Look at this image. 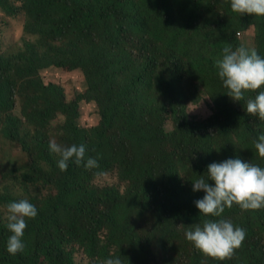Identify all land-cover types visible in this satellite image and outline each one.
<instances>
[{
    "label": "trees",
    "instance_id": "trees-1",
    "mask_svg": "<svg viewBox=\"0 0 264 264\" xmlns=\"http://www.w3.org/2000/svg\"><path fill=\"white\" fill-rule=\"evenodd\" d=\"M10 22L26 52L7 54L0 37V264H264V209L205 217L194 203L204 192L192 190L213 162L264 167L254 147L264 120L245 110L257 93L233 101L215 66L226 46L264 58V17L234 13L230 0H0V31ZM50 69L82 74L76 102L42 80ZM80 102L97 108L95 127L78 128ZM201 102L204 118L190 112ZM52 140L86 145L99 167L70 160L61 171ZM20 199L38 214L10 255L5 205ZM206 219L245 229L231 259L185 238Z\"/></svg>",
    "mask_w": 264,
    "mask_h": 264
},
{
    "label": "clouds",
    "instance_id": "clouds-1",
    "mask_svg": "<svg viewBox=\"0 0 264 264\" xmlns=\"http://www.w3.org/2000/svg\"><path fill=\"white\" fill-rule=\"evenodd\" d=\"M230 8L240 15L264 17V0H230ZM215 66L223 87L227 89L226 95L233 101L244 100L245 92L257 93L254 98L247 99L245 110L248 115L264 120V90H260L264 86V58L254 49L239 47L233 50L231 46H226L222 58L215 61ZM62 96L65 105H71L77 99L75 96L73 101H67L64 93ZM254 147L258 157L264 159V132L257 137ZM49 150L59 156L57 166L61 171L67 170L70 160L86 170L99 167L96 159H86L84 144L64 146L52 140ZM192 185L193 192H204L203 198L194 203L199 214L205 217H220L225 208H231L234 204L242 210L264 209V167L257 164L238 158L213 162L207 166L206 174L198 176ZM5 209L7 229L11 233L6 249L10 255H16L25 248L23 237L27 221L37 216V208L28 200L20 199L8 202ZM185 238L206 257L224 261L231 259L235 250L242 246L246 231L234 226L230 220L206 219L202 225H192L185 232ZM103 264H122V260L120 257L109 258Z\"/></svg>",
    "mask_w": 264,
    "mask_h": 264
},
{
    "label": "rangeland",
    "instance_id": "rangeland-1",
    "mask_svg": "<svg viewBox=\"0 0 264 264\" xmlns=\"http://www.w3.org/2000/svg\"><path fill=\"white\" fill-rule=\"evenodd\" d=\"M251 33L252 32L249 31V34ZM0 37L2 38V44L7 48V54H15L18 51L23 53L26 52V40L20 22H10L4 32L0 31ZM239 38H241V36ZM26 39L28 40V37ZM246 41H248V39H246ZM41 52H43V50ZM40 76L45 83H53L62 88L67 101H73L75 96L82 94L85 90L84 79L79 71L68 72L65 70L56 71L50 69L49 71L41 72ZM77 107H79L80 112V116L77 119L78 128L89 129L95 127L99 121L95 105L92 102L88 104L80 102ZM205 110H208V108L203 105V102H201L197 111H195L193 107L190 108L192 115H196L200 118L206 117L207 114ZM16 113L18 114V112ZM4 149L6 150V156L16 154V149L12 148L7 143L4 145ZM2 185L4 184H0V189H2Z\"/></svg>",
    "mask_w": 264,
    "mask_h": 264
}]
</instances>
